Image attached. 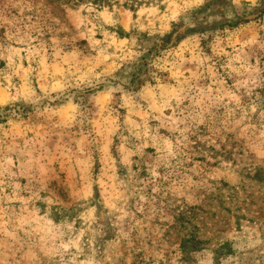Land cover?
Wrapping results in <instances>:
<instances>
[{
    "label": "rangeland",
    "instance_id": "rangeland-1",
    "mask_svg": "<svg viewBox=\"0 0 264 264\" xmlns=\"http://www.w3.org/2000/svg\"><path fill=\"white\" fill-rule=\"evenodd\" d=\"M92 1L0 0V264H264V0Z\"/></svg>",
    "mask_w": 264,
    "mask_h": 264
},
{
    "label": "trees",
    "instance_id": "trees-1",
    "mask_svg": "<svg viewBox=\"0 0 264 264\" xmlns=\"http://www.w3.org/2000/svg\"><path fill=\"white\" fill-rule=\"evenodd\" d=\"M93 3L97 4V5H103L104 3H109V0H93ZM198 241L194 238V237H189L187 239L184 240V242L182 243V249L183 251L186 250L188 243H193L196 244ZM201 241L199 240V243Z\"/></svg>",
    "mask_w": 264,
    "mask_h": 264
}]
</instances>
